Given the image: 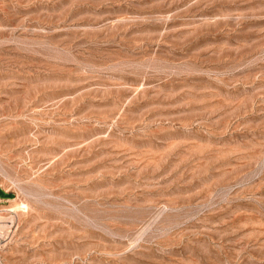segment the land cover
Masks as SVG:
<instances>
[{"label":"rangeland","instance_id":"obj_1","mask_svg":"<svg viewBox=\"0 0 264 264\" xmlns=\"http://www.w3.org/2000/svg\"><path fill=\"white\" fill-rule=\"evenodd\" d=\"M0 264H264V0H0Z\"/></svg>","mask_w":264,"mask_h":264}]
</instances>
